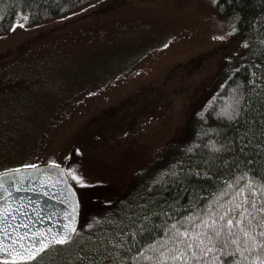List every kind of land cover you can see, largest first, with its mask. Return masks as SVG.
I'll return each mask as SVG.
<instances>
[{
    "label": "rangeland",
    "instance_id": "rangeland-1",
    "mask_svg": "<svg viewBox=\"0 0 264 264\" xmlns=\"http://www.w3.org/2000/svg\"><path fill=\"white\" fill-rule=\"evenodd\" d=\"M216 2L103 0L16 21L0 35V174L65 166L80 144L75 182L128 188L248 52Z\"/></svg>",
    "mask_w": 264,
    "mask_h": 264
},
{
    "label": "trees",
    "instance_id": "trees-1",
    "mask_svg": "<svg viewBox=\"0 0 264 264\" xmlns=\"http://www.w3.org/2000/svg\"><path fill=\"white\" fill-rule=\"evenodd\" d=\"M100 1L0 0V35L19 19L26 26L45 24ZM216 9L235 21L248 52L236 58L232 71L191 117L186 132L169 141L165 156L155 159L125 190L105 182H75L68 172L82 158V148L74 144L65 164L80 201L74 238L35 259L1 263L92 264L104 256L107 264L112 255L114 264H137L140 250L163 239L171 225L191 230L190 221L200 223L197 218L206 217L209 208L224 212L241 187L250 184L244 195L264 207V0H217ZM126 195L131 199L121 202ZM89 221L96 226L90 229ZM254 243L257 249L244 264H264L259 248L264 238L257 236ZM138 264L147 262L141 257Z\"/></svg>",
    "mask_w": 264,
    "mask_h": 264
},
{
    "label": "snow or ice",
    "instance_id": "snow-or-ice-1",
    "mask_svg": "<svg viewBox=\"0 0 264 264\" xmlns=\"http://www.w3.org/2000/svg\"><path fill=\"white\" fill-rule=\"evenodd\" d=\"M73 178L77 179L75 176ZM5 183H9V180H0V191L7 192L10 197L12 193L4 188ZM11 183L20 185L15 188L16 192L29 190L23 187L22 179L11 178ZM39 183L43 184V181ZM231 187L232 185H229V188ZM249 189H251L250 184L236 191L235 195L227 202L229 206L224 212H212L209 208L206 217L197 218L200 223L190 221L194 224L191 230L187 227H183L181 230L176 224L171 225L163 239L140 250L136 257L137 264L141 257L147 264H190V262L192 264H225L227 257H232L227 261V264H244L251 253L257 249V245L254 243L257 236L264 238V207H258L255 200L244 195ZM249 194L252 195V193ZM224 195H227V192ZM8 197H4V199L7 200ZM23 207L26 205L21 204L20 208ZM220 207H224V205H220ZM20 208H16L14 211L19 212ZM21 214L26 215V213ZM257 215H260L261 219H257ZM15 219L16 216L10 214L5 208L4 213H0V222L5 223L7 228L0 229V231L14 230L15 226L8 221ZM181 225L183 226V222ZM16 226L28 227L24 223ZM256 228H260L261 231L257 233ZM64 229L75 231L70 224L64 225L52 237V241L57 244L66 243L70 239V235H64ZM51 231V229L48 230V232ZM25 239H30L29 245L22 243ZM18 241L21 242L20 248L23 250L19 254L29 256H35L36 253L46 249L49 244L46 234H37L32 237L25 234L18 237ZM18 241L13 240L12 243L16 244ZM118 243V241L115 242L112 247L115 248ZM259 248L264 251V244L259 245ZM0 251L7 253L8 249L0 248ZM145 252L152 254L146 256ZM104 259L105 257L101 256L99 260H93L92 264H103ZM107 264H114L112 255L108 256Z\"/></svg>",
    "mask_w": 264,
    "mask_h": 264
},
{
    "label": "water",
    "instance_id": "water-1",
    "mask_svg": "<svg viewBox=\"0 0 264 264\" xmlns=\"http://www.w3.org/2000/svg\"><path fill=\"white\" fill-rule=\"evenodd\" d=\"M11 178L22 179L23 187L29 190L16 192L15 188L20 185L11 183ZM5 179L9 180V183H5L4 188L12 194L8 197L7 192L0 191V213H4V209L7 208L10 214L16 216V219L8 221L15 226L14 230L0 231V241H2L0 248L8 249L7 253L0 251V261L20 262L35 259L51 247L64 245L74 238L80 222V201L65 166L46 164L10 170L0 174V180ZM40 181H43V184L39 183ZM4 197H8L7 200ZM21 204L26 207L20 208ZM16 208H20V211H14ZM21 223L27 224L28 227L16 226ZM69 224L75 231L64 229V235H70V239L63 244L52 241L57 231ZM5 228L7 225L0 222V229ZM49 229L52 231L48 232ZM25 234L29 237L46 234L49 241L48 247L36 253L35 256L20 255L19 253L23 250L20 248L21 242L18 241V237ZM13 240L18 242L13 244ZM22 243L29 245L30 239H25Z\"/></svg>",
    "mask_w": 264,
    "mask_h": 264
}]
</instances>
